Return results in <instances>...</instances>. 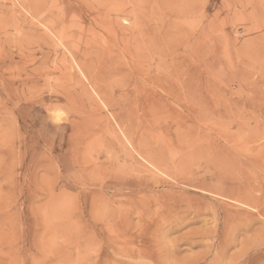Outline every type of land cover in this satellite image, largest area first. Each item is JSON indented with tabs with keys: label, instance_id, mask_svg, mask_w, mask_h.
I'll use <instances>...</instances> for the list:
<instances>
[{
	"label": "rangeland",
	"instance_id": "374dc122",
	"mask_svg": "<svg viewBox=\"0 0 264 264\" xmlns=\"http://www.w3.org/2000/svg\"><path fill=\"white\" fill-rule=\"evenodd\" d=\"M255 152L264 0H0V264H264Z\"/></svg>",
	"mask_w": 264,
	"mask_h": 264
},
{
	"label": "bare ground",
	"instance_id": "6f19581e",
	"mask_svg": "<svg viewBox=\"0 0 264 264\" xmlns=\"http://www.w3.org/2000/svg\"><path fill=\"white\" fill-rule=\"evenodd\" d=\"M75 69V68H74ZM77 70V69H76ZM87 89V88H86ZM94 98V97H93ZM255 119V118H254ZM127 138V137H126ZM260 146V145H259ZM144 150V149H143ZM258 150H263V149H259L258 148ZM258 152V151H257ZM258 156H261V154H259V153H256L255 152V154H254V156H253V158H252V160H248V163H250V168H251V170L253 169V168H255V170H256V168H258V170L261 172V174L263 173L264 174V161H262V160H259L258 159ZM149 160V159H148ZM235 160H232V162H234ZM237 161V160H236ZM191 162V161H190ZM189 162V163H190ZM244 162V161H243ZM239 163H242V161L241 162H239ZM245 163H247V162H245ZM244 163V164H245ZM248 163H247V165H248ZM178 164V163H177ZM233 164L234 163H231V165L233 166ZM181 165V164H180ZM241 165V164H240ZM240 165L238 166V167H240ZM229 166V165H228ZM232 166H230L231 168H232ZM243 166V165H242ZM153 167V166H152ZM234 167H236V166H234ZM244 167V166H243ZM242 167V168H243ZM262 168V169H261ZM167 172V171H166ZM256 172V171H255ZM168 174V173H167ZM258 174V173H257ZM183 175V174H182ZM241 175H243V174H241ZM161 176V175H160ZM255 177H256V179H253V182H258V175H254ZM163 177V176H162ZM247 177H250V176H247ZM244 178V177H243ZM163 179V178H162ZM235 179V181H238V179H236V178H234ZM243 180V179H242ZM247 180H248V178H247ZM250 181V180H249ZM240 182V181H239ZM239 182H237V183H239ZM242 182V181H241ZM251 182V181H250ZM243 183V182H242ZM259 184V183H258ZM243 185V184H242ZM252 185V184H251ZM248 187V186H247ZM254 189H256V188H253V189H247L246 187H243L242 186V188H238L237 190H236V192H234L233 193V196L234 197H232V199H230V200H232V202L234 203V206H235V203H237V207H239L240 205L242 206V207H245V208H249V209H252V210H257L258 208H259V201H257V199L258 198H255V195H253V193H252V191L254 192ZM257 190H259V189H257ZM262 190V189H261ZM206 192V191H205ZM208 193V192H207ZM257 193V192H256ZM255 193V194H256ZM222 196H224V197H226V196H228V194H221ZM213 197V196H212ZM231 197V196H230ZM227 198V197H226ZM229 198V197H228ZM157 204V203H156ZM163 204V203H162ZM238 204H239V206H238ZM165 206V205H164ZM164 206H162V207H164ZM169 206L167 205V208H168ZM171 207V206H170ZM193 207H195V205H193V206H191V208H193ZM201 207V206H200ZM152 208V207H151ZM150 208V209H151ZM166 208V209H167ZM172 209H173V207H171ZM186 208V207H185ZM189 208H190V206H189ZM208 207H206L205 206V208H203V209H207ZM231 208L233 209V207L231 206ZM241 208V207H240ZM245 208L243 209V208H241V209H243L244 211H245ZM162 209H164V210H166L165 208H162ZM182 209H183V207H182ZM194 209H196V208H194ZM199 209V208H198ZM201 209V208H200ZM200 209H199V211H200ZM153 210H154V208H153ZM169 210V208L167 209V211ZM175 210V209H174ZM174 210H172V213H173V211ZM176 210H177V208H176ZM176 210H175V212H176ZM181 210V209H180ZM180 210H177L178 212L180 211ZM186 210H192V209H188V206H187V209ZM186 210H184L185 212H186ZM229 210V209H228ZM237 210H239V209H237ZM160 211V210H159ZM183 211V210H182ZM183 211V212H184ZM193 212H192V214L194 215V213H195V211H196V213L197 212H199V211H197V210H192ZM202 211V210H201ZM208 211L210 212V209H208ZM214 211V210H213ZM243 211V212H244ZM247 211V210H246ZM245 211V212H246ZM153 212V211H152ZM164 212H166V211H164ZM177 212V213H178ZM181 212V211H180ZM188 212V211H187ZM211 212H212V209H211ZM220 212V211H219ZM233 212H234V210H233ZM238 212V211H237ZM248 212V211H247ZM246 212V214L245 215H248V213ZM154 213V212H153ZM171 213V214H172ZM199 213H202V212H199ZM231 213V212H230ZM235 213V212H234ZM162 214V213H161ZM160 214V215H161ZM166 214V213H165ZM169 214V213H168ZM171 214H169V215H171ZM176 214V213H175ZM175 214H172L173 216L175 215ZM198 214V213H197ZM197 214H195L196 216H197ZM211 214H213V212L211 213ZM240 214H241V212H240ZM254 214V216H256V214L255 213H253ZM158 215H159V213H158ZM157 215V216H158ZM168 215V216H169ZM171 215V216H172ZM184 215V214H183ZM215 215V214H214ZM222 215V214H221ZM230 215V214H229ZM242 215V214H241ZM241 215H239V216H241ZM144 216V215H143ZM147 216V215H146ZM149 216V215H148ZM163 216V215H162ZM161 216V218H163ZM223 216V215H222ZM231 216V215H230ZM251 216V215H250ZM164 217H165V215H164ZM174 217H176V215L174 216ZM173 217V218H174ZM179 217H181V216H179ZM185 217V216H184ZM198 217H199V215H198ZM227 217V215H224V217H222L223 218V220H224V222H227L228 224V226H223L222 228H220V225H219V228L218 229H220L221 231H220V241H221V244H222V246L219 248V254L220 255H222V252L226 249L225 248V246H226V244L228 245V247H229V242L231 241V239H233L232 237H230V236H232V233H235L234 235H236V232H235V229H236V231H237V227L239 226L238 224H236V228L234 227H232L231 226V222L228 220V217ZM245 217V216H244ZM142 218H144L145 220H147L149 217H147V219H146V217H142ZM156 218V217H155ZM166 218H167V216H166ZM166 218H163V219H166ZM178 218V217H177ZM177 218H175V220H177ZM220 218V217H219ZM263 218V217H262ZM156 219H159V218H156ZM163 219H162V221H163ZM168 219H169V221L170 220H172V219H170V217H168ZM214 219V218H213ZM216 219V218H215ZM214 219V220H215ZM218 219V218H217ZM231 219V221H233L234 219H236V218H230ZM240 219V218H239ZM114 220V219H113ZM178 220H180L181 221V219H178ZM213 220V221H214ZM246 220V219H245ZM154 221H156V220H154ZM159 221V220H158ZM165 221V220H164ZM163 221V222H164ZM213 221H212V225H213V227H214V223L216 222V221H214V223H213ZM241 221V220H240ZM244 221V220H243ZM168 222V220L166 221V223ZM171 222V221H170ZM179 222V221H178ZM220 222V221H219ZM223 222V223H224ZM237 222V220L234 222V223H236ZM242 222V221H241ZM128 223V222H127ZM144 223V222H143ZM147 223H148V221H147ZM154 223V222H153ZM157 223V222H156ZM164 224V223H162L161 221H160V223L159 224H163V225H167V224ZM173 223H174V221H173ZM177 222H175V224H176ZM192 223V222H191ZM221 223H222V219H221ZM233 223V224H234ZM158 224V223H157ZM158 224V225H159ZM170 224V223H169ZM172 224V223H171ZM170 224V225H171ZM186 224H189V222L188 223H184V225H186ZM220 224V223H219ZM240 224V223H239ZM139 225V224H138ZM154 225H155V228H156V224L154 223ZM173 225V224H172ZM179 225H180V223H179ZM249 225V224H248ZM168 226V225H167ZM216 226H217V223H216ZM128 227V226H127ZM135 227H138V226H135ZM152 227V226H151ZM154 227V226H153ZM177 227V226H176ZM178 227H180V226H178ZM247 227V226H246ZM249 227V226H248ZM247 227V228H248ZM134 228V227H133ZM163 228V227H162ZM241 228V227H240ZM243 228V227H242ZM152 229H154V228H152ZM151 229V230H152ZM165 229V228H164ZM174 229H176V228H174ZM217 228L216 227H214V228H212V229H210V227H209V229H207V230H205V229H203V230H205V231H203V232H199V233H196L195 234V232H194V234L192 235V238L191 239H187V240H184V241H186L185 243L186 244H192L194 241V239H197V238H200L199 239V243L202 241V239H206L208 242H209V239H212L213 237H212V235L213 234H215L216 233V231H218V230H216ZM250 229V228H249ZM129 230V229H128ZM132 230V229H131ZM139 230V229H138ZM156 230H160V228L158 229H156ZM166 230V229H165ZM164 230V232L165 233H168V232H166ZM234 230V231H233ZM134 231V230H133ZM149 232H151L150 231V229L148 230ZM153 231V230H152ZM155 231V230H154ZM157 231V232H158ZM162 231V230H161ZM161 231H159V232H161ZM169 231H170V228H169ZM199 231V230H198ZM137 232V231H136ZM149 232H147V233H149ZM129 233H130V231H129ZM139 233V232H138ZM152 233V232H151ZM162 233V232H161ZM171 233V232H170ZM154 234H158V233H154ZM154 234L152 233V236H154ZM163 234V233H162ZM161 234V235H162ZM231 234V235H230ZM138 235V234H137ZM149 235V234H148ZM151 235V234H150ZM151 236V237H152ZM156 236H158V235H156ZM155 236V237H156ZM160 236V235H159ZM162 236H164V235H162ZM259 236V235H258ZM146 237V236H145ZM155 237H154V239H155ZM188 237H191V235L190 236H188ZM197 237V238H196ZM216 237V236H215ZM157 238V237H156ZM160 238V237H159ZM164 238V237H163ZM179 238H182V237H179ZM217 238H219V237H217ZM231 238V239H230ZM137 239V238H136ZM146 239H148V238H146ZM152 239V238H151ZM150 239V240H151ZM185 239V238H184ZM193 239V240H192ZM144 240V239H143ZM149 240V241H150ZM153 240V239H152ZM151 240V241H152ZM156 240V239H155ZM163 240V239H162ZM179 240H182V239H179ZM217 240V239H216ZM233 240H235V239H233ZM232 240V241H233ZM148 241V243H147V241H146V244L148 245L149 244V246H151L150 245V242ZM158 241L159 240H157L156 242H152L153 243V247H150V248H153V250H151V251H153L154 252V249H158V251H157V249L155 250L157 253H155V254H157L156 255V257L158 258L157 260H162V259H166V258H162V257H160L159 255H164V256H166L168 259L166 260V263H168V264H199V263H201V262H204L205 261V253L204 254H202V255H200V256H196V257H192V258H184V259H180V260H174L173 261V259L172 258H174V254L176 253V249L177 248H175V246H176V244L174 245V246H172V245H168L169 247H167V246H163L162 245V242L160 241V243H161V246H162V248H160L159 247V244L160 243H158ZM198 241V240H197ZM174 242V241H173ZM176 242H178V241H176L175 240V243ZM182 242V241H181ZM181 242H179V244L181 243ZM212 242H213V240H212ZM228 242V243H227ZM183 243V242H182ZM194 243H197V242H194ZM199 243H198V245H199ZM205 243H207V242H205ZM217 243V242H216ZM219 243V242H218ZM137 244H139L138 242H137ZM137 244H135V245H137ZM169 244V243H168ZM170 244H171V242H170ZM211 244V243H210ZM167 245V244H166ZM181 245V244H180ZM179 245V246H180ZM193 245V244H192ZM195 245V244H194ZM201 245H202V243H201ZM203 245H204V243H203ZM208 245V244H207ZM220 245V244H219ZM230 245H231V243H230ZM249 245H251L250 247H252V246H255V245H252V243H250ZM248 245V246H249ZM139 246V245H138ZM138 246H137V248H138ZM179 246H177V247H179ZM211 246V245H210ZM216 246V245H215ZM136 247V246H135ZM135 247H134V249H135ZM148 247V246H147ZM203 247H206V245H204ZM180 248V247H179ZM190 248V247H189ZM210 248V247H209ZM146 249H148V248H146ZM145 249V250H146ZM208 249V248H207ZM207 249H205V250H207ZM189 250V249H188ZM191 250V249H190ZM210 249H208L207 250V252L209 251ZM216 250H218V248H216ZM136 251V250H135ZM178 251H182V250H178ZM213 251H214V248H213ZM247 250H245V252H246ZM205 252V251H204ZM206 252V253H207ZM225 252H226V250H225ZM215 253V252H214ZM244 253V252H243ZM210 254V253H209ZM177 255H179V254H177ZM177 255H175V257L177 258ZM217 255H218V253H217ZM243 255V254H242ZM152 256V255H151ZM155 255H153V257H154ZM160 258H162V259H159V257ZM181 256V255H180ZM211 256V255H210ZM210 256H207V257H210ZM212 256H215V255H212ZM223 256H224V254H223ZM244 256V255H243ZM150 257V256H149ZM219 257H221V256H219ZM218 257V258H219ZM223 258V257H222ZM170 259H172V261H170ZM237 259H239V257L237 258ZM216 260V262H218L217 261V259H215ZM223 260H224V258H223ZM169 261H170V263H169ZM144 262V261H143ZM155 262H157V261H155ZM162 262H165V261H163L162 260ZM161 262V263H162ZM160 263V264H161ZM239 263V262H238ZM157 264V263H156ZM159 264V263H158ZM163 264V263H162ZM209 264V263H208ZM214 264H215V262H214ZM242 264H243V260H242Z\"/></svg>",
	"mask_w": 264,
	"mask_h": 264
}]
</instances>
